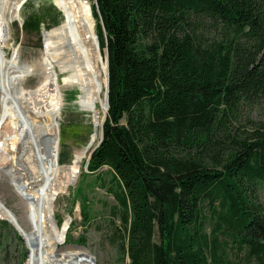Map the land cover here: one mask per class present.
<instances>
[{"label":"trees","instance_id":"1","mask_svg":"<svg viewBox=\"0 0 264 264\" xmlns=\"http://www.w3.org/2000/svg\"><path fill=\"white\" fill-rule=\"evenodd\" d=\"M92 15L108 109L85 174L115 200L116 264H233L228 246L264 264V122L243 114L264 100V0H95Z\"/></svg>","mask_w":264,"mask_h":264},{"label":"bare ground","instance_id":"2","mask_svg":"<svg viewBox=\"0 0 264 264\" xmlns=\"http://www.w3.org/2000/svg\"><path fill=\"white\" fill-rule=\"evenodd\" d=\"M21 2L22 0H0V38H3L5 45L11 42L10 24L21 18ZM48 3L52 6L49 15L51 24L48 28L42 29L44 50H41L39 58L35 59L36 62L30 64L22 62L19 48L17 50L14 48L15 51L8 59L0 55V65L5 69L4 76L6 71H10L4 81V77H0V111L3 115L0 116V129L4 119L12 120V115L7 110L10 109L17 115L12 127L16 129V131L14 129L16 136L14 141L7 143V147L10 152L19 156H16L18 168L5 171L7 175L22 171V181L16 188L28 206L27 221L30 222L29 230L18 223L22 229L21 236L30 251L25 264H76L69 252L52 255L48 250L52 243L63 244L70 222L69 218H65L62 226L56 227L53 201L59 193L66 192L75 182L80 162L97 140L100 109L96 104L97 96L102 92L103 86L101 61L103 59L99 51L89 2L48 0ZM35 64L42 69L39 81L32 87L25 86V81L34 71ZM106 84L107 74L105 102ZM63 87H71L73 93L71 111L64 117ZM74 112L81 113L83 118H78ZM60 115L63 120L68 118L78 125L90 120L95 128L93 132L89 131L91 132L89 138L81 145L82 147L78 144L74 147L72 158L66 164L60 163L59 117L62 118ZM32 126L36 128V132L29 131ZM72 141L77 143V139ZM25 153L30 155L22 158ZM47 161L50 163V169L45 178L34 184L24 180V173L39 174L41 170L38 171V167ZM28 162H33L34 166L32 167ZM1 203L4 205L0 200V216L10 219L8 211L1 206ZM7 209L17 220L15 214ZM34 227L36 236H33L32 232ZM66 246L68 245L59 249H65ZM74 247L86 250L94 264V257L85 246L74 245Z\"/></svg>","mask_w":264,"mask_h":264},{"label":"rangeland","instance_id":"3","mask_svg":"<svg viewBox=\"0 0 264 264\" xmlns=\"http://www.w3.org/2000/svg\"><path fill=\"white\" fill-rule=\"evenodd\" d=\"M87 1L89 2V8L92 14V5L95 3V0ZM20 12L22 14L21 18L14 20L13 23L10 24V31L12 34L11 42L5 45L3 38H0V55L8 59L15 49L17 50L19 48L22 55V62L26 64L35 63V59L39 58L41 50H44L42 29L48 28L51 24L49 15L52 12V6L48 3V0H22ZM95 23L94 20V25ZM208 37L210 39L212 34H208ZM102 53L104 55L105 50H102ZM103 60H101L103 66V86L102 92L97 96L98 102L96 104L100 109L97 140L80 162V169L75 182L68 187L66 192L59 193L53 201L54 219L57 226L61 227L65 218H69L70 222L63 244L58 245L52 243L48 247V250L52 255L69 252L76 264L93 263L86 250L74 247V245L85 246L94 257V264H116L117 262V250L111 242V236L114 235L115 238H118L119 231L117 230V226L120 227V222L118 219L112 217L110 212L111 206L115 204V200L104 188L97 186V184H93L96 174H85L87 172L86 159L90 150L95 147L99 141L101 135L100 124L106 109L104 98L106 74ZM4 71L5 69L0 65V77H4L3 81L10 72L6 71V75L4 76ZM41 73L42 69L38 64H35L34 71L25 81V86H34L37 81H39ZM63 88L62 111L64 114L62 115L64 117L67 112L71 111V97L73 93L71 87ZM7 110L9 114L12 115V120L10 118L4 119L0 129V200L4 203L5 208H9L15 214L18 223L26 230H29L30 222L29 220L27 221L28 206L17 192L19 182L22 181V171L10 173L11 176L7 175L5 171L14 167L18 168V159H16V156H19L10 152L7 147V143L15 140V128L13 129L12 127H14V119L17 116L15 113L13 114L10 109ZM74 113L78 118H83L81 113ZM243 114L249 115L255 121L264 122V100L261 104L254 105L251 109H246ZM62 115L60 116L62 117ZM0 116H3L1 111ZM63 117H59L61 123L60 163L66 164L69 163L72 158L74 147L77 146V144L81 146L83 143H86L89 134L93 132L95 128L90 120L84 121L83 125H78L68 118L63 120ZM19 119H21V117H19ZM29 131L36 132V128L32 126ZM73 139H77L76 144L72 141ZM29 155V153H25L22 155V158H27ZM28 163H30L32 167L34 166L33 162ZM49 166L50 163L47 161V163L38 167L37 170H41L39 174H37V172L24 173V180L32 184L38 183L48 175ZM259 198L260 201L264 203V184L259 189ZM82 211L85 212L83 218ZM32 232L34 234L33 236H36L35 227ZM0 234L3 238V242L0 246V264H25L30 254L25 240L20 237L10 223L6 227L0 225ZM64 245L68 246H66L65 249H59V247ZM226 259L233 264H246L244 252L238 251L235 247H227ZM249 264H254V262L251 261Z\"/></svg>","mask_w":264,"mask_h":264},{"label":"water","instance_id":"4","mask_svg":"<svg viewBox=\"0 0 264 264\" xmlns=\"http://www.w3.org/2000/svg\"><path fill=\"white\" fill-rule=\"evenodd\" d=\"M104 50H105V62H106V74H107L106 95H105L106 96V112H107V109H108V53H107V50L106 49H104ZM105 117H106V113H105L104 117L102 118V121H101V124H100L101 125V128H100L101 129V135H100L99 141L96 144V146L93 147L90 150V152L88 154V157L86 159V164L88 162V159L90 157L91 152L98 146V144L101 141V138H102V124H103V122L105 120ZM1 206L3 208H5L3 204ZM5 209L8 211V214H9L10 219L9 218H4V217H1V216H0V219L6 220L7 222H9L14 227V229L17 231V233L20 235V237L22 238V236H21L22 229H21L20 225L18 224V222L15 219V217L13 216V214L7 208H5ZM56 227H58L57 226V223H56Z\"/></svg>","mask_w":264,"mask_h":264}]
</instances>
